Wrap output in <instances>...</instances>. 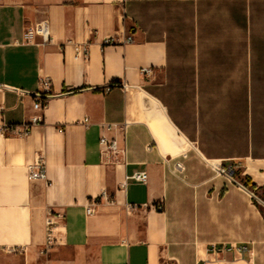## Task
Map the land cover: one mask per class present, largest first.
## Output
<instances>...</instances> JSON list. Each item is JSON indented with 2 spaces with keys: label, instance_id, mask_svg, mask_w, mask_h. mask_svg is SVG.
Returning a JSON list of instances; mask_svg holds the SVG:
<instances>
[{
  "label": "crops",
  "instance_id": "obj_1",
  "mask_svg": "<svg viewBox=\"0 0 264 264\" xmlns=\"http://www.w3.org/2000/svg\"><path fill=\"white\" fill-rule=\"evenodd\" d=\"M42 23L50 42L26 43ZM36 115L0 136V264H264L246 187L264 189V0H0V125ZM39 156L48 183L29 177ZM48 210L65 219L43 255Z\"/></svg>",
  "mask_w": 264,
  "mask_h": 264
},
{
  "label": "built area",
  "instance_id": "obj_2",
  "mask_svg": "<svg viewBox=\"0 0 264 264\" xmlns=\"http://www.w3.org/2000/svg\"><path fill=\"white\" fill-rule=\"evenodd\" d=\"M37 38H41L42 44H46L50 42V35L48 26L45 23L36 25L34 27H29L26 29L24 33V40L28 44H34ZM132 40L129 39L128 42H131ZM52 83L48 79H42L40 81V87L39 90L34 94L33 101H34V109L39 114L43 113L48 105V102L50 98L52 97ZM43 122V116L42 115H36L34 116L31 121L27 124H23L21 126H11L5 123H2L0 125V136L9 137V136H17V137H28L32 129L41 124ZM85 123H88V120L86 119ZM113 125H105V129L107 131H110L112 129ZM124 133L126 131V127H124ZM100 148H101V155L104 158H110L111 160H114L118 154H119V148L118 143L116 140L109 139L106 135H102L100 138ZM213 169L217 171L220 175H224L228 178H232L234 176V171L231 168H226L218 164L212 165ZM177 169L179 171H183V167L178 164ZM29 177L31 180H41L48 183L47 178V164L46 160L43 156H39L37 161L34 165L30 166L29 168ZM130 179L134 180L137 183L141 184H147L148 183V173L142 172V173H136L134 174ZM122 188H126V183L122 185ZM105 201L106 203H112V197L104 191L100 198L93 199L90 201V204L87 208V214L91 215L93 213V207L97 206L101 203V201ZM258 202L260 205L264 207V203L260 198L258 199ZM135 207L128 206V211H133ZM158 210L162 211V207H158ZM65 219V215L62 213H56L53 211L48 210L47 216H46V239L44 246L42 248L41 254L46 255L51 250L54 249V247L57 245L58 239H57V230L60 225V222ZM240 251L246 250V248H240ZM16 250H12L11 252H15ZM210 251L212 253H221L229 251L226 247H217L212 246Z\"/></svg>",
  "mask_w": 264,
  "mask_h": 264
},
{
  "label": "trees",
  "instance_id": "obj_3",
  "mask_svg": "<svg viewBox=\"0 0 264 264\" xmlns=\"http://www.w3.org/2000/svg\"><path fill=\"white\" fill-rule=\"evenodd\" d=\"M246 187L249 188L252 191H255L258 193V195H260V198H262V200H264V189L261 188H257L254 184H252L251 182L247 181L246 183ZM256 193V194H257ZM262 210L264 211V208H262Z\"/></svg>",
  "mask_w": 264,
  "mask_h": 264
},
{
  "label": "rangeland",
  "instance_id": "obj_4",
  "mask_svg": "<svg viewBox=\"0 0 264 264\" xmlns=\"http://www.w3.org/2000/svg\"><path fill=\"white\" fill-rule=\"evenodd\" d=\"M259 197L258 198H260V195H258ZM260 200H262V198H260ZM262 202L264 203V200H262Z\"/></svg>",
  "mask_w": 264,
  "mask_h": 264
}]
</instances>
